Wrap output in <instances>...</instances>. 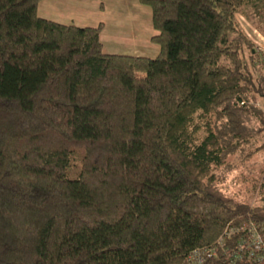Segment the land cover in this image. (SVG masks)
Masks as SVG:
<instances>
[{"label": "trees", "instance_id": "1", "mask_svg": "<svg viewBox=\"0 0 264 264\" xmlns=\"http://www.w3.org/2000/svg\"><path fill=\"white\" fill-rule=\"evenodd\" d=\"M40 1L0 0V264H264V162L257 202L226 182L264 152L261 0H138L153 56Z\"/></svg>", "mask_w": 264, "mask_h": 264}, {"label": "rangeland", "instance_id": "2", "mask_svg": "<svg viewBox=\"0 0 264 264\" xmlns=\"http://www.w3.org/2000/svg\"><path fill=\"white\" fill-rule=\"evenodd\" d=\"M104 1L105 11L96 8L94 0H83V3L77 7V15L81 19L86 17L87 20L96 16L107 18V25L101 34L105 51L153 56L160 50L159 44L151 39L157 30L152 26V11L148 5L138 0ZM238 19L247 34L254 39L255 44L264 45V1L246 6L243 13L238 14ZM76 24L79 25V20H76ZM261 161L264 162V152L253 162L250 161L245 166H237L236 169L232 168L226 178L229 190H238L251 202H257L256 189L249 182L254 180L253 177L258 173ZM235 173L239 174L238 178L232 181L231 176ZM257 232L261 234L262 231L257 230Z\"/></svg>", "mask_w": 264, "mask_h": 264}, {"label": "crops", "instance_id": "3", "mask_svg": "<svg viewBox=\"0 0 264 264\" xmlns=\"http://www.w3.org/2000/svg\"><path fill=\"white\" fill-rule=\"evenodd\" d=\"M50 2V3H49ZM95 7L105 11L106 5L104 0H94ZM83 3V0H41L38 4V14L42 17L52 19L61 23H74L79 20L80 26H95L99 23L103 24V28L107 25L106 17H91L87 20L86 17L82 19L77 15V7ZM57 4V5H55ZM77 17V18H76ZM82 20H85L82 22ZM77 25V24H76ZM103 43V42H102Z\"/></svg>", "mask_w": 264, "mask_h": 264}, {"label": "built area", "instance_id": "4", "mask_svg": "<svg viewBox=\"0 0 264 264\" xmlns=\"http://www.w3.org/2000/svg\"><path fill=\"white\" fill-rule=\"evenodd\" d=\"M257 230L262 231L261 234H259ZM245 240L248 242L250 255L256 258H260L264 255V225H259V223L253 220L249 221Z\"/></svg>", "mask_w": 264, "mask_h": 264}]
</instances>
